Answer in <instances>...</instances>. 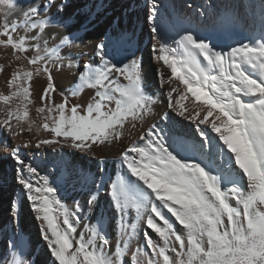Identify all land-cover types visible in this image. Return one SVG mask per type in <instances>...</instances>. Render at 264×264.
Returning a JSON list of instances; mask_svg holds the SVG:
<instances>
[{"label": "snow or ice", "instance_id": "1", "mask_svg": "<svg viewBox=\"0 0 264 264\" xmlns=\"http://www.w3.org/2000/svg\"><path fill=\"white\" fill-rule=\"evenodd\" d=\"M54 5L58 13L64 11V4L56 0L23 9L17 0H0V36L4 37L0 45L19 53L15 59L30 66L12 72L9 93H0V133L16 137L25 131L22 121L29 133L35 125V137L23 145L13 144L8 155L17 165L16 182L40 221L54 264H141V255L143 264H264V0H259L255 14L259 38L227 49L214 45L179 12L169 23H157L160 0H148L156 72L161 86L176 85L166 92L168 107L194 125L196 136L189 145L186 133L153 123L139 137L142 144L133 141L118 156L126 175L111 183L109 196L119 235L129 239L135 235L136 225L126 223L134 210L136 220L146 219V228L163 242L158 244L145 231L143 252L139 245L130 251L127 241L122 246L117 240L113 246L103 214L95 223L89 217L77 238L76 225L81 216L91 213L104 188L102 168L92 175L73 166L77 180L90 182L94 190L88 192L85 206L75 200L70 210L58 197L55 178L40 175L32 157L21 151L33 149L35 155L49 148L93 154L96 145L122 141L126 125L135 128V122H143L151 112L144 61L135 53L118 58L104 40L94 45L81 65L88 54L72 50L78 39L74 34L53 44L49 43L53 37L44 39L49 25L60 23L52 19ZM18 12L20 16L12 19ZM219 16L220 28L240 23L227 7ZM20 29L24 34L17 36ZM30 51L34 54L29 56ZM65 67L77 69L71 73L77 81L71 96L94 90L86 107L70 103V96L58 90L53 72ZM34 76L46 78L40 96L43 106L35 109L41 123L29 119L33 101L28 85ZM58 91L62 99L57 103ZM189 94L193 111L184 103ZM41 131L47 133L45 138H40ZM132 191L135 195L130 196ZM0 264H31L23 242L12 238Z\"/></svg>", "mask_w": 264, "mask_h": 264}, {"label": "bare ground", "instance_id": "2", "mask_svg": "<svg viewBox=\"0 0 264 264\" xmlns=\"http://www.w3.org/2000/svg\"><path fill=\"white\" fill-rule=\"evenodd\" d=\"M56 2L57 4H64V11L58 13L56 6L52 7V19L59 20L60 23L50 24L44 39L49 36L53 37L49 41L50 44H53L66 34H74L78 39L75 40L72 50L75 53L84 52L88 54L81 58V65L83 61L89 59L94 45L104 40L109 41L113 54L118 58L127 56L129 52L135 53L138 58L142 57L146 95L150 96L152 100L151 112L143 122H135V128L130 123L127 124L122 141L111 145H96L93 148V154L74 152L71 149L54 152L49 148L41 149L35 155H33L35 151L33 149L22 148L21 151L25 156L32 157L40 175H49L50 179L55 178L54 186L57 187L58 197L70 210H74L72 206L75 200H79L81 205L85 206L88 192L94 190V186L90 182L83 183V178H81V181L77 180L73 166L77 171L83 170L85 174L92 175L97 173L98 168L103 169L104 188L98 193L97 203L91 213L81 216L80 223L76 225L78 229L77 238L79 232L84 231V225L90 223L89 217H91V223H95L97 217L103 214L104 229L112 240L113 246L117 240H120L122 246L127 241L130 251L135 250L139 245L143 252L145 231L153 240L162 245L163 242L159 239L158 234L146 228V219L136 220L134 210L130 211L126 223L136 225L135 235L130 239L127 236L121 238L116 223V212L112 207L109 196L111 183L119 180L121 175H126L120 170L118 162L120 152L133 141L142 144L143 141H140L139 137L153 123L160 128H174L186 133L184 140L189 145L196 136L194 125L190 121L177 116L168 107L166 92L170 87L176 85L164 84L161 86L156 72L159 64L155 60V53L152 51L154 41L150 32L148 0H56ZM35 3L42 6L44 0H17V5L21 9ZM160 4L157 23L167 24L172 18V14L179 12L182 20L199 27L202 35L211 39L214 45L224 49L235 46L239 42H252L253 37L259 38L260 25L258 18L255 16L259 9V0H160ZM130 5L133 9H137V12L128 10L126 13V9ZM233 6L234 8L237 6V11L233 9ZM225 7L235 13L240 21L238 25L231 28L218 27L219 13ZM41 10L43 11V8ZM19 16L20 13L18 12L12 19ZM2 20L3 17L0 15V23H2ZM143 28L141 38L136 37L137 32ZM22 34H24L23 29H20L17 36ZM122 34L123 39L121 38ZM27 35L33 37L35 34L28 33ZM128 37L131 39L129 40ZM0 39H4V37L0 36ZM32 54H34L32 51L27 53L29 56ZM15 55L20 54L16 53ZM15 55L10 47L5 48L0 45V65L4 66L3 69H0V93L5 95L10 91L7 81L11 78L12 72L21 67H30L26 60H16ZM76 71V68L68 69L67 67L61 72L54 70V82L59 91H63L70 96V103L86 107V103L94 95V90L85 89L76 96H71V92L77 83L76 77L71 73ZM45 85V77L35 76L33 82H29L28 85L31 92L30 99L33 101L28 106L29 119L37 123H41V117L35 109L43 106L40 102V96ZM179 87L182 90V86ZM59 91L54 94L57 103L62 99ZM173 96L175 98L177 94L174 93ZM184 103L190 111L194 110L190 94L189 99ZM21 125L25 128V131L16 137H8L6 134L0 133V260L3 259L6 247L11 248V239L15 238L18 243L23 242L31 264H54V258L51 257L50 250L41 235L40 221L36 219L30 202L27 201L21 186L16 182L17 165L14 159L8 155L13 144L23 145L25 141L33 139L36 135L35 125L32 133L27 131L26 122L22 121ZM212 135L215 136L216 134L213 133ZM46 136L47 133L41 131L40 138ZM6 143L7 146H5ZM100 158H103V163H100ZM68 161H71L70 165L66 163ZM128 178L135 181V177ZM129 195L133 196L135 192L132 191ZM14 203L18 205L17 208H12ZM12 217L15 218L12 219ZM161 226H163L162 222ZM127 230L132 231L131 227ZM140 260L143 264L145 257L141 255ZM55 264H58V262H55Z\"/></svg>", "mask_w": 264, "mask_h": 264}, {"label": "rangeland", "instance_id": "3", "mask_svg": "<svg viewBox=\"0 0 264 264\" xmlns=\"http://www.w3.org/2000/svg\"><path fill=\"white\" fill-rule=\"evenodd\" d=\"M136 5H137V4H136ZM236 7H237V6H235V8H234V6H233V9L236 10ZM128 10H135V12H137V9H135V8L133 9L131 5L129 6V8L126 9V13H127ZM236 11H237V10H236ZM236 14H237V13H236ZM204 26H205V25H204ZM143 31H144V28H143V29H140V30L137 32L136 37L141 38V35H142ZM140 58H142V57H140ZM142 59H143V58H142ZM7 175L9 176V174H7ZM169 255H170V256H173L174 253H172V252L170 251V252H169Z\"/></svg>", "mask_w": 264, "mask_h": 264}]
</instances>
